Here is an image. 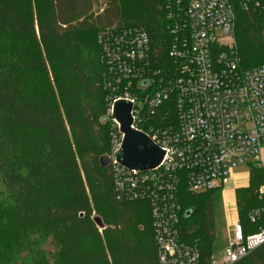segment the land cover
<instances>
[{"label": "trees", "instance_id": "trees-1", "mask_svg": "<svg viewBox=\"0 0 264 264\" xmlns=\"http://www.w3.org/2000/svg\"><path fill=\"white\" fill-rule=\"evenodd\" d=\"M238 68L264 63V0H231ZM0 0V264H157L148 202L118 200L103 157L108 124L97 32L138 26L150 58L173 34L163 0ZM170 112L173 110L170 109ZM263 169L234 189L244 236L264 225ZM218 191L177 189L181 241L209 264ZM96 220L99 223H96ZM232 264H264V243Z\"/></svg>", "mask_w": 264, "mask_h": 264}, {"label": "built area", "instance_id": "built-area-1", "mask_svg": "<svg viewBox=\"0 0 264 264\" xmlns=\"http://www.w3.org/2000/svg\"><path fill=\"white\" fill-rule=\"evenodd\" d=\"M163 1L173 34L165 61L150 58L142 27L97 32L105 157L115 198L148 202L157 264H199L195 245L179 238L178 185L182 181L191 194L222 192L239 164L257 163L264 173V63L238 68L231 0ZM118 101L130 105L129 128L162 151L153 168L139 171L116 161L123 139L112 115ZM257 193L264 194V185ZM260 213L264 209L251 210L248 218ZM262 243L264 225L244 236L236 219L220 259L211 257L209 264H232Z\"/></svg>", "mask_w": 264, "mask_h": 264}, {"label": "water", "instance_id": "water-1", "mask_svg": "<svg viewBox=\"0 0 264 264\" xmlns=\"http://www.w3.org/2000/svg\"><path fill=\"white\" fill-rule=\"evenodd\" d=\"M129 109V103L124 101L116 102L113 107V118L119 123L123 133L122 143L115 154V159L126 168L139 171L151 169L159 163L162 151L146 135L129 128ZM103 160L108 164L106 157H103ZM96 223L99 221L96 220Z\"/></svg>", "mask_w": 264, "mask_h": 264}, {"label": "rangeland", "instance_id": "rangeland-1", "mask_svg": "<svg viewBox=\"0 0 264 264\" xmlns=\"http://www.w3.org/2000/svg\"><path fill=\"white\" fill-rule=\"evenodd\" d=\"M92 11L100 12L105 0H91ZM261 160L264 161V150L261 151ZM247 172V164H239L235 166L230 175V180L233 177V173L237 175H245ZM264 185V181H263ZM223 192H219L218 197L214 204L212 220H213V234L214 241L212 244V260L217 262L222 254L223 247L226 243L227 237L231 234L236 217L235 205L232 200L234 199V189L231 187L230 182L224 186ZM235 204V203H234Z\"/></svg>", "mask_w": 264, "mask_h": 264}, {"label": "crops", "instance_id": "crops-1", "mask_svg": "<svg viewBox=\"0 0 264 264\" xmlns=\"http://www.w3.org/2000/svg\"><path fill=\"white\" fill-rule=\"evenodd\" d=\"M229 182H230L231 187L233 189H235L237 187H244V186H246L247 185V172H245V175H237V174H234L233 173V177L231 178V180ZM232 203H233V205H235L234 204V199L232 200ZM235 220H236V218H235Z\"/></svg>", "mask_w": 264, "mask_h": 264}]
</instances>
